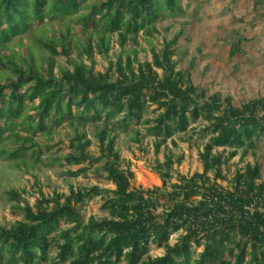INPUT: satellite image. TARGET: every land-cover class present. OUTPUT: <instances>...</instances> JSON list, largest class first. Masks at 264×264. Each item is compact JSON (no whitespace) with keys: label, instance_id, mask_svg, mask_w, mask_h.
<instances>
[{"label":"trees","instance_id":"1","mask_svg":"<svg viewBox=\"0 0 264 264\" xmlns=\"http://www.w3.org/2000/svg\"><path fill=\"white\" fill-rule=\"evenodd\" d=\"M182 11V0H0V155L27 171L43 154L52 164L88 163L115 186L103 196L101 218H85L78 208L102 193L99 185L42 193L34 205L25 190L6 189L2 194L22 219L0 223V264H264L261 165L238 168L232 189L218 182L227 180L222 168L239 149L241 157L255 153L264 135V97L237 103L196 85L191 68H178L174 59L182 29L160 52L152 49V60L138 59L137 35L152 37L159 20ZM113 34L126 57L96 71L95 53L108 55ZM230 47L232 56L242 50L239 43ZM150 105L157 113L145 121L146 135L156 138V153L168 139L176 145L173 135L186 133L192 122H204L199 134L210 136L199 152L202 172L178 173L171 182L182 157L167 151L155 167L161 186L133 184L117 133L132 130L140 141L135 127ZM64 123L73 137L62 160L35 137H51L53 126ZM89 124L98 156L88 151ZM87 171L81 166L65 174ZM177 231L182 234L171 243ZM151 245L164 254L149 255ZM193 247H202L198 256Z\"/></svg>","mask_w":264,"mask_h":264},{"label":"rangeland","instance_id":"2","mask_svg":"<svg viewBox=\"0 0 264 264\" xmlns=\"http://www.w3.org/2000/svg\"><path fill=\"white\" fill-rule=\"evenodd\" d=\"M182 0L183 11L180 15L166 17L157 22L158 32L152 37L140 32L137 40L140 44L138 59L140 61L152 60V49L160 52L167 40H170L181 29L184 31L176 48L178 68L186 70L191 68L194 83L208 91L209 94L221 93L224 97L231 95L234 101L241 103L255 97H264V1L259 0ZM257 4V5H256ZM74 32H79V26L75 24ZM26 42V38L23 37ZM239 43L242 50L235 55L230 54L231 44ZM129 42L126 47H129ZM76 52L72 56L76 57ZM126 53L117 41V34L112 35L111 46L108 55L95 53V70L106 71L110 61L115 62ZM60 63L67 66L65 59L57 58ZM56 72L58 67L55 68ZM156 106H148L141 123L137 125L140 131V141L132 138L133 131L119 130L118 148L122 157V167L127 165L134 171L133 184L137 187L152 188L161 186L162 180L155 172L159 162L165 160L167 151L173 152L175 158L180 156V163L174 165V175L171 182L178 180V173L191 176L194 172H202L203 165L199 158V152L209 140L208 134H199L204 122L198 120L192 122L186 133H176L172 139L176 145L168 139L158 153L155 152L156 138L146 135V120L152 118L157 111ZM51 137L37 134L35 140L40 144L51 146L52 153L64 160L70 151L69 141L73 137V130L67 125L53 126ZM87 136L92 143L88 151L98 156L99 141L94 135L92 125L85 127ZM239 154L231 159L222 168V173L227 180H218L222 186L233 188L232 178L238 168H243L246 163H259L262 167V180L264 181V135L260 138L255 153L248 151L245 157ZM42 161L31 159L33 167L29 171L16 168L14 162L8 161L0 155V223L10 226L22 219V213L15 212L6 195L8 188L25 190L27 201L34 205L36 198L41 194L52 196L54 192L69 193L70 187L82 188L99 185L103 188L100 195L78 205L85 218L95 215L101 218L106 215L102 210L103 196L107 190L114 189V184L105 179L102 170L96 171L88 163L82 165L62 166L52 164L46 160V155L41 156ZM100 164V163H99ZM88 167L86 174L77 176L66 175L67 170H77L79 167ZM213 177V173H210ZM182 232L177 231L170 237V242L175 243ZM194 256H198L201 248L193 247ZM151 256L164 254V249L151 245L148 251ZM122 264H127L123 262Z\"/></svg>","mask_w":264,"mask_h":264},{"label":"built area","instance_id":"3","mask_svg":"<svg viewBox=\"0 0 264 264\" xmlns=\"http://www.w3.org/2000/svg\"><path fill=\"white\" fill-rule=\"evenodd\" d=\"M257 203H258V200H255V201L251 204L250 208L252 209L254 206H256ZM258 204H259V203H258ZM260 204H261V202H260ZM259 206H260V208H262L261 205H259Z\"/></svg>","mask_w":264,"mask_h":264}]
</instances>
